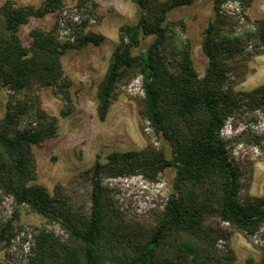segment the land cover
<instances>
[{"label": "trees", "instance_id": "16d2710c", "mask_svg": "<svg viewBox=\"0 0 264 264\" xmlns=\"http://www.w3.org/2000/svg\"><path fill=\"white\" fill-rule=\"evenodd\" d=\"M228 1L214 0L216 19L203 41L209 67L201 77L185 37L186 21L170 20L173 11L196 0H134L141 15L136 25L120 29L99 87L98 114L105 121L119 85L141 77L140 114L169 145L171 158L154 147L116 152L53 194L37 182L33 147L56 136L59 118L43 110L39 94L51 88L64 104L60 118L73 114V82L62 58L68 50L103 43L105 37L91 31L102 16L94 1L79 0L76 10L87 18L67 24L71 36L62 38L58 21L49 31L34 28L26 47L21 28L31 18L63 10V1L45 0L40 8L11 2L0 7V89L10 93L0 120V203L12 198L63 232L38 231L25 264H237L231 231L249 238L264 228V196L242 198L241 169L223 132L228 123L236 128L264 117V85L238 90L247 62L264 53V19H248L246 30L238 31L224 15ZM236 1L246 8L253 2ZM148 37L154 40L146 46ZM170 168L176 176L168 202L148 223L121 212L105 184L133 176L156 182ZM81 182L90 187L85 197L76 191ZM13 231V221L1 223L0 244L12 241ZM261 252L259 262L247 264H264V246Z\"/></svg>", "mask_w": 264, "mask_h": 264}, {"label": "rangeland", "instance_id": "374dc122", "mask_svg": "<svg viewBox=\"0 0 264 264\" xmlns=\"http://www.w3.org/2000/svg\"><path fill=\"white\" fill-rule=\"evenodd\" d=\"M64 9L46 15L44 18H31L19 35L26 47L31 45L30 32L34 28L51 30L58 21L63 22V39L71 36L67 24L81 23L87 18L76 10L79 0H62ZM97 4L102 20L91 23V31L102 35L105 40L100 45L90 44L81 49H71L62 61L67 75L73 82L72 94L75 111L66 119L60 118L63 101L51 88L40 92L43 110L52 117L59 118V129L54 138L33 147L37 163V182L50 193L62 186L68 187L74 179L94 167L100 161L116 152L142 151L148 147L164 151L171 158L169 145L162 141L150 123L140 114L141 102L145 97L141 77L121 83L105 121L98 114V92L109 69L114 52L119 45L120 29L126 25H136L141 12L134 0H92ZM11 2L16 6L40 8L45 0H0V7ZM90 6L93 4L89 2ZM227 16L238 31L247 28L248 19H264V0H253L249 8L242 2L229 0L223 7ZM216 19L214 0H196L189 7L177 9L170 14L171 21L184 20L187 23L185 37L192 43L193 60L201 77L206 75L209 59L203 51L205 30ZM153 37L146 38L149 46ZM245 82L240 91H251L264 85V53L247 62ZM9 92L0 89V120L6 115ZM223 136L229 142L232 159L241 169L242 198L264 196V117L257 123L249 122L234 128L228 123ZM176 176L173 168L165 171L156 182L142 176L105 180L111 189L115 206L129 218L143 223L151 222L163 211L172 190ZM89 184L81 182L77 186L80 196H87ZM82 197V198H83ZM15 215L18 218H14ZM13 221V239L0 244V264H25L34 237L38 231L47 229L62 235L59 226L48 225L46 220L27 207H18L9 197L0 203V224ZM228 228V225H225ZM231 246L237 257V264H247L249 260L260 261L264 246V228L253 237L231 231Z\"/></svg>", "mask_w": 264, "mask_h": 264}]
</instances>
